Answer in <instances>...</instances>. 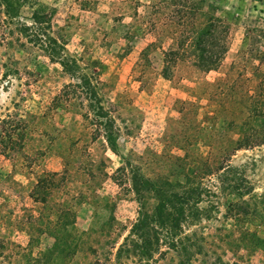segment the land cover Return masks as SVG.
<instances>
[{
  "label": "rangeland",
  "instance_id": "374dc122",
  "mask_svg": "<svg viewBox=\"0 0 264 264\" xmlns=\"http://www.w3.org/2000/svg\"><path fill=\"white\" fill-rule=\"evenodd\" d=\"M11 3L0 264H264V0ZM141 182L178 229L133 233Z\"/></svg>",
  "mask_w": 264,
  "mask_h": 264
},
{
  "label": "trees",
  "instance_id": "16d2710c",
  "mask_svg": "<svg viewBox=\"0 0 264 264\" xmlns=\"http://www.w3.org/2000/svg\"><path fill=\"white\" fill-rule=\"evenodd\" d=\"M2 2L5 4L6 6L5 8L8 10V12H10L11 4H12L11 0H2ZM225 52H226V46L222 45L220 47V50L218 51L219 54H217L218 57H217L216 62H218L222 58ZM200 62H204V61H200ZM100 107L103 108L102 106ZM252 144L253 143H249V146ZM137 185H138V188L136 189L138 190L137 191L138 194L140 193L139 195L141 198H144L142 191L154 190L155 193L158 195L161 203L159 204L157 210L154 213L144 212L140 214V217L137 219L136 222H134L133 229H132L133 233L138 236L155 233L157 234V237H158V234H160L157 228L158 225H162L163 227H166L167 231L174 230V228L178 229L180 227L179 221H181L182 218L186 217V210H187L186 204L188 203H186V200L184 198L185 196L181 194L168 193V190L165 188L163 189L162 187H159L158 189L160 190H157V187H155V184L150 183V182H141L140 184H137ZM145 185L150 186V187H146ZM169 207L171 211L168 210ZM172 235H174V233ZM181 240L182 239H178L177 242L179 241L181 242ZM173 241H176V240H173Z\"/></svg>",
  "mask_w": 264,
  "mask_h": 264
}]
</instances>
